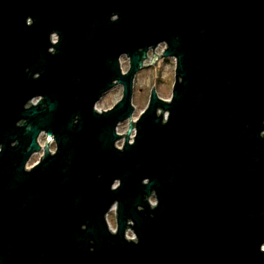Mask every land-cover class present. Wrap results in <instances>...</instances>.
Listing matches in <instances>:
<instances>
[{"label":"water","instance_id":"water-1","mask_svg":"<svg viewBox=\"0 0 264 264\" xmlns=\"http://www.w3.org/2000/svg\"><path fill=\"white\" fill-rule=\"evenodd\" d=\"M0 264H264V0H0Z\"/></svg>","mask_w":264,"mask_h":264},{"label":"rangeland","instance_id":"rangeland-1","mask_svg":"<svg viewBox=\"0 0 264 264\" xmlns=\"http://www.w3.org/2000/svg\"><path fill=\"white\" fill-rule=\"evenodd\" d=\"M53 41L56 42V37L54 36ZM165 51V45L159 46L154 52L151 51L148 54V60L145 62L147 66L142 71H140L135 78V89L133 96V106L135 107V113L133 116V121L136 122L139 118L140 114L146 109L151 92L153 89H156L159 97L163 100L169 101L172 96V88L174 85V77H175V60L174 59H163L160 58L158 61L151 65L153 60V53L157 56H163ZM150 65V66H149ZM130 68L129 59L125 56L121 58V69L123 73H127ZM123 87L117 86L110 92H108L96 105V109L100 112L111 109L118 101L122 99ZM35 102V101H34ZM129 123H122L117 130V133L120 135H125L128 131ZM134 136V132L130 135V141L132 142V138ZM125 142V136H123L122 140H120L116 145L119 148H122ZM46 137L41 136L40 144L42 147L45 146ZM51 151H55V145L52 143L50 145ZM43 157V151L34 155L30 162L27 165V169H31L35 166L39 160ZM151 203L155 205V200L151 199ZM116 208L109 213L107 217V221L109 227L116 231ZM127 237L129 239H134V235L132 231L127 233Z\"/></svg>","mask_w":264,"mask_h":264}]
</instances>
